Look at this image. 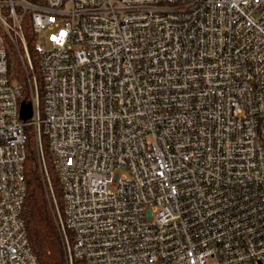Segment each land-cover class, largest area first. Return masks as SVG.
Returning <instances> with one entry per match:
<instances>
[{"label":"built area","instance_id":"2783aa9c","mask_svg":"<svg viewBox=\"0 0 264 264\" xmlns=\"http://www.w3.org/2000/svg\"><path fill=\"white\" fill-rule=\"evenodd\" d=\"M26 126L65 264H264V0H0V264H41Z\"/></svg>","mask_w":264,"mask_h":264},{"label":"trees","instance_id":"16d2710c","mask_svg":"<svg viewBox=\"0 0 264 264\" xmlns=\"http://www.w3.org/2000/svg\"><path fill=\"white\" fill-rule=\"evenodd\" d=\"M22 28L34 70L38 73L37 37L32 30L28 16L22 21ZM11 59L14 62L10 61ZM8 68L10 74L18 81H24V73L14 53L9 58ZM23 98L29 100L26 90ZM24 136L26 153L24 176L27 189L21 217L24 221L28 241L41 264H65L61 232L56 222L57 211H61L63 205V193L48 140L42 136V148L49 181L42 173L39 165L32 127L26 126L24 128Z\"/></svg>","mask_w":264,"mask_h":264},{"label":"water","instance_id":"95a60500","mask_svg":"<svg viewBox=\"0 0 264 264\" xmlns=\"http://www.w3.org/2000/svg\"><path fill=\"white\" fill-rule=\"evenodd\" d=\"M32 115V105L31 102L21 101L20 110H19V118L23 121L29 119Z\"/></svg>","mask_w":264,"mask_h":264},{"label":"rangeland","instance_id":"374dc122","mask_svg":"<svg viewBox=\"0 0 264 264\" xmlns=\"http://www.w3.org/2000/svg\"><path fill=\"white\" fill-rule=\"evenodd\" d=\"M40 45H41V48L44 49L45 46H44V44H43L42 42L40 43ZM10 61H13V60L11 59ZM13 62H14V61H13Z\"/></svg>","mask_w":264,"mask_h":264}]
</instances>
